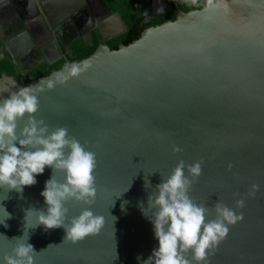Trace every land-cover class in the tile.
Here are the masks:
<instances>
[{
  "label": "water",
  "instance_id": "obj_1",
  "mask_svg": "<svg viewBox=\"0 0 264 264\" xmlns=\"http://www.w3.org/2000/svg\"><path fill=\"white\" fill-rule=\"evenodd\" d=\"M22 28L34 35L28 24ZM9 57L21 71L16 54ZM84 59L90 61L85 73L37 93L35 115L50 130L66 128L95 153L93 202L69 201L66 207L68 216L91 207L103 217L102 226L71 242L62 228H28L34 214L25 225V209L45 207L40 192L51 173L45 167L22 193L0 189V204L11 213L7 226L0 224V255L25 230L34 264H138L137 256L146 258L157 243L138 206H146L150 191L144 177L154 187L183 160L201 162L188 194L208 208L210 218L217 202L241 217L228 226L207 264H264V0H221L208 11L178 10L175 20L145 29L131 43L117 49L100 45ZM72 62L78 61L66 63ZM61 68L19 81L3 74L0 99Z\"/></svg>",
  "mask_w": 264,
  "mask_h": 264
},
{
  "label": "clouds",
  "instance_id": "obj_2",
  "mask_svg": "<svg viewBox=\"0 0 264 264\" xmlns=\"http://www.w3.org/2000/svg\"><path fill=\"white\" fill-rule=\"evenodd\" d=\"M220 6L221 0H205L203 10ZM89 67L88 59L66 63L51 78L42 77L37 84H26L0 99V189L22 193L24 187L34 185L36 176L48 167L51 173L40 192L45 207L25 209V225L27 217L34 214L35 223L28 228H62L64 240L71 242L97 233L103 223V217L94 214L91 207L73 216H68L66 207L69 201L88 205L93 202L96 157L93 151L69 136L66 128L58 126L50 130L43 119L36 118L37 93L85 73ZM21 120L24 123L18 128ZM179 150L173 148L174 152ZM200 171V161L186 165L181 160L170 174L160 176V182L154 187L148 176L144 177L143 186L150 191L146 206L139 202L138 206L151 222L157 243L146 258L137 256L138 264H207L206 257L226 236L228 226L241 218L233 208L220 202L214 205L215 215L210 218L208 208L193 201L188 192ZM57 172L63 174L62 179H56ZM124 203L127 201L122 202V208ZM236 204L242 206L243 201L238 200ZM0 212L4 214L0 224L6 227L5 221L11 218V213L3 204H0ZM13 239L17 243L10 252L0 255V264H34L35 251L27 242L25 230ZM187 253L191 254L190 259Z\"/></svg>",
  "mask_w": 264,
  "mask_h": 264
},
{
  "label": "flooded vegetation",
  "instance_id": "obj_3",
  "mask_svg": "<svg viewBox=\"0 0 264 264\" xmlns=\"http://www.w3.org/2000/svg\"><path fill=\"white\" fill-rule=\"evenodd\" d=\"M20 1L21 5L18 6L21 9L19 8L15 15H19L20 20L25 23L31 21L28 25L34 35L28 38L30 40L28 42L23 32L20 37L26 39V47L25 49H19V47L17 52L13 45L6 47L0 40V62L7 59L13 71L12 74L4 72L2 75H11L17 81L21 78L33 79L35 73L43 67L50 68L61 62L64 65L72 61L75 53L80 51L82 44L86 47H93L97 44L96 49L100 45H107L110 48L111 42L127 32L124 18L112 8V6L123 4L124 0H103L112 15H117L121 19L123 26L117 21L118 18L107 13L100 0H41L38 1L35 9L32 0L28 3H25V0ZM147 1L142 12L144 23L168 15L172 11L176 16L178 10L183 11V5L193 3V0ZM134 3H136L134 10L138 11L139 1ZM195 3L202 5L205 0H195ZM5 8L2 7L1 11ZM9 12L13 14L14 11L9 10ZM39 14L43 16V20L38 19ZM26 17L29 20H26ZM44 23L47 25L46 29L43 26ZM4 25L0 28L6 29ZM11 52L16 54L21 71L15 69V66L10 63L9 53Z\"/></svg>",
  "mask_w": 264,
  "mask_h": 264
},
{
  "label": "trees",
  "instance_id": "obj_4",
  "mask_svg": "<svg viewBox=\"0 0 264 264\" xmlns=\"http://www.w3.org/2000/svg\"><path fill=\"white\" fill-rule=\"evenodd\" d=\"M121 1V0H119ZM138 11L134 10V2H138ZM148 3L147 0H124L123 4L119 6H112L113 10L119 12L122 17L124 18L126 27H127V32L120 36L118 39L114 40L113 42L110 43V48L111 49H117L120 45H127L137 39L141 33L153 26L160 25L166 21H173L175 20L176 16L175 13L172 11L168 15H163L158 17L157 19L151 20L148 23H144L142 19L144 18L142 15L143 9L145 8V5ZM204 4L198 5L196 3H189L186 5H183V11L187 12L190 10L194 9H199L202 8ZM135 16V17H134ZM80 51L75 53L74 57L72 58V61H80L89 55H91L96 47L97 44L93 45V47H86L84 44L80 45ZM79 46V47H80ZM63 63H58L53 65L52 67H43L40 70H38L33 79L44 76L52 71L57 70L58 68L62 67ZM7 72L8 74H12V68L9 64V61L7 59H4L0 62V76L2 73Z\"/></svg>",
  "mask_w": 264,
  "mask_h": 264
},
{
  "label": "crops",
  "instance_id": "obj_5",
  "mask_svg": "<svg viewBox=\"0 0 264 264\" xmlns=\"http://www.w3.org/2000/svg\"><path fill=\"white\" fill-rule=\"evenodd\" d=\"M12 1L13 0H0V27L3 26L4 24H5L4 26H6L8 24L10 27V30L8 32L3 31V33L0 36L4 37L5 42H7L8 44L12 43L13 48L17 52V49L22 44L25 43L26 39L28 40V42H30V40L28 39L30 36L27 35L28 30L26 28H22V26L25 22L20 20L19 15H15V12L18 9L14 7V4L12 3ZM33 1H34V3H33ZM38 1H41V0H32V5H33L34 9H35L36 5L38 4ZM28 2H29V0H25V3H28ZM16 5L18 8H20L18 5H21V1L17 0ZM2 7H6V8L3 9V11H1ZM9 10L12 12L14 11L13 14L10 13ZM26 20H29V18H27ZM30 23H31V21H29V22L26 21V24H30ZM23 32L26 34L25 35L27 37L26 39L20 37Z\"/></svg>",
  "mask_w": 264,
  "mask_h": 264
},
{
  "label": "bare ground",
  "instance_id": "obj_6",
  "mask_svg": "<svg viewBox=\"0 0 264 264\" xmlns=\"http://www.w3.org/2000/svg\"><path fill=\"white\" fill-rule=\"evenodd\" d=\"M16 1H17V0H13L12 3L14 4L15 8H17V9L19 10V8H18L17 5H16ZM8 6H9V5H8ZM29 25H30V24H29ZM29 27H30V26H29ZM2 30H3L4 32H8V31L10 30L9 25H8V24L6 25V29H4V27L0 28V33H1V34L3 33ZM9 45H13V44H12V43H9ZM25 46H26V41H25L24 44H22V45L20 46L19 49H25Z\"/></svg>",
  "mask_w": 264,
  "mask_h": 264
}]
</instances>
